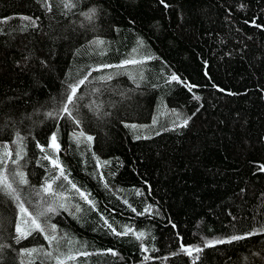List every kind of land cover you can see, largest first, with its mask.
Returning <instances> with one entry per match:
<instances>
[{"label": "trees", "instance_id": "16d2710c", "mask_svg": "<svg viewBox=\"0 0 264 264\" xmlns=\"http://www.w3.org/2000/svg\"><path fill=\"white\" fill-rule=\"evenodd\" d=\"M71 2L0 0V156L20 152L28 183L14 187L29 213L56 209L39 217L44 233L17 242L21 214L0 193V264H23L31 249L42 251L27 254L32 264H264V0ZM86 76L81 124L48 117ZM80 131L93 140L73 143ZM53 132L68 180L95 208L67 181L43 191L51 165L37 145L52 154ZM14 170L9 161L10 179ZM101 216L147 236H116ZM234 235L245 238L205 246ZM181 243L202 251L188 256Z\"/></svg>", "mask_w": 264, "mask_h": 264}, {"label": "snow or ice", "instance_id": "6c2138e0", "mask_svg": "<svg viewBox=\"0 0 264 264\" xmlns=\"http://www.w3.org/2000/svg\"><path fill=\"white\" fill-rule=\"evenodd\" d=\"M61 2L64 4V7H66V8L73 7L71 0H61ZM163 2H164V0H161V3H163ZM165 7H167V5H165ZM94 11L95 10L93 9V10H91L90 13H88L86 15L89 18H91V14L94 13ZM24 19L27 20L30 18L25 17ZM32 23L34 24L35 21H32ZM96 43L102 44L103 41H98ZM134 63H137V61L125 60L122 62V65L134 64ZM122 65H120V66H122ZM109 67H113V66L112 65H100L96 70L98 71L102 68H109ZM116 67H119V66H116ZM87 79H88V77L86 76L83 79L79 80L77 83L68 85V88L66 91V96L61 101L59 107L57 109H54L52 112L47 113V116L50 118H54V119H59V118L63 117V118H66L67 120H69L72 124L79 126L81 124V120L77 118V116H78L77 101L79 99H81V97L78 96V90H79L81 85L85 84ZM100 79L110 80V79H112V77L111 76L100 77ZM173 81H179V77L175 73H173L169 77V82H173ZM185 86L189 88V91H191V89L193 87H195L194 85H187V84H185ZM194 99L199 100L200 97L194 96ZM190 119H191V117L184 119L181 124L177 125V127H186ZM136 138L140 139L141 137L137 136ZM144 138H147V137H144ZM22 139L23 138L19 136V133H17V142L22 141ZM92 140H93V137L90 135L85 136L83 131H80L79 133L74 132L72 134V141H73V143H75L77 145H79L81 143H85V142H90ZM37 146L39 147L40 151L42 153H44L42 159L47 160L49 162V164L51 165V168L49 169V172H50L49 178L45 181L44 185L42 186L43 191L47 192V193H52L53 184L56 181H60V180L67 181L68 185H70V188L75 191L76 195H78L82 200L86 201L89 205H91L92 208H95V203L91 199H89L90 193H86L84 191H81L75 183L68 180V177L65 173L64 166L59 161V153L61 150V145L59 143L57 133L53 132L51 134L50 143L48 144V149L52 150V154H49L48 150H46L43 145L38 144ZM16 157H17L16 159H12V153L10 151H6L2 156H0V193H2L3 195L9 197L11 200L16 202V206L19 209V213L21 214L19 222H16L14 225V232H15L14 239L18 242V241H20L22 239H26L28 236L32 235L33 231H39L41 233H44L45 227L42 226V224L38 222V219L40 216H44L48 212H53V213L56 212V209L49 206L46 209H44L43 211L39 212L36 216H33L31 213L28 212V209L24 206V203L21 201L20 195L17 192V187H14V185H16V186L26 185L28 183V180L26 178V174L22 171H19V160L22 159V156H21L19 151H17ZM9 161L11 162L12 165L16 166V170L11 172V174H10L11 179L9 178V174L6 173V170L8 169ZM105 163H107V162H105ZM97 167H100L99 161L97 162ZM259 170L264 171V164L260 165ZM101 179H103V173H101ZM105 187H107L106 182H105ZM59 195H63V193H60ZM60 207L66 208V205L62 203V204H60ZM80 210L81 209H80L79 205L75 206L76 212H79ZM151 210H152L151 206H147V207H145L143 212L137 213V214L138 215H144L146 213L151 214ZM133 211L135 212L136 210L133 209ZM24 216L29 217L30 223L32 225L31 229L26 230L25 227L22 226V225H27L29 223V220H26L23 218ZM101 219L104 220L105 226L111 230L112 234H114L116 236H128V235L132 234V235H134L135 239L138 241L145 239L147 236V234L144 231H135L133 228H131L127 225L124 226L123 231L118 232L116 230V228H114L113 225L111 223H109L106 218L101 216ZM50 227H51L52 231L55 232L56 226L51 225ZM173 227H175V225H173ZM259 231H264V229L257 230V232H259ZM257 232L248 233L247 235H255V234H257ZM45 238L48 239L49 242L57 240V237L55 235H51V236L46 235ZM244 238L245 237L234 235V236L230 237L228 240L219 239V240H214V241H206L205 246L206 247H212V246H215L216 244L230 243L232 241H236V240H240V239H244ZM152 239L154 240L155 237H152ZM140 247H141V250L144 252L149 251V249L147 247H145L143 244H141ZM2 248H3V246L0 245V249H2ZM37 251H39V250H37V249L26 250V252L29 255L36 253ZM107 251L109 253H111L112 255H116V253L113 252V250H111V249H109ZM180 251L182 253L187 254L188 256H192V254L194 252L199 253L202 251V249L198 246H185L181 243ZM46 255L51 256V253H46ZM81 255L87 256V255H90V253L83 252V253H81ZM173 255H176V253H174ZM149 258L150 257H148V256L144 257L145 260H148ZM58 264H63V262L58 260Z\"/></svg>", "mask_w": 264, "mask_h": 264}, {"label": "rangeland", "instance_id": "374dc122", "mask_svg": "<svg viewBox=\"0 0 264 264\" xmlns=\"http://www.w3.org/2000/svg\"><path fill=\"white\" fill-rule=\"evenodd\" d=\"M165 110L167 111L166 114H168V113H179L175 109L169 110L168 108H165ZM171 115H174V114H171ZM132 126H133V128L142 129V128H146L147 124L146 123H134ZM142 135H146V133H143ZM22 226L25 227V229H26L25 225H22ZM82 252L83 251H80L79 253H82ZM39 253H42V251L39 250ZM22 254L24 255V263L23 264H32V261L34 260V258L32 256L27 257L28 253L26 252V250H23ZM79 264H81V263H79Z\"/></svg>", "mask_w": 264, "mask_h": 264}]
</instances>
